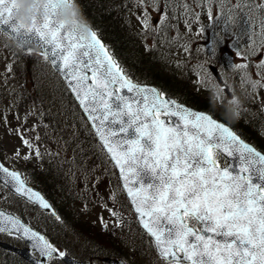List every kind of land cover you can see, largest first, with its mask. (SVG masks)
Segmentation results:
<instances>
[{
    "label": "snow or ice",
    "instance_id": "snow-or-ice-1",
    "mask_svg": "<svg viewBox=\"0 0 264 264\" xmlns=\"http://www.w3.org/2000/svg\"><path fill=\"white\" fill-rule=\"evenodd\" d=\"M71 3L36 0L32 26L21 29L14 19V0H0V34L16 41L26 55L36 52L64 77L118 169L121 186L164 264H264V154L211 114L134 83L96 30L69 28L58 19L63 6ZM137 6L143 10L145 30L160 31L168 23L165 10L152 27L148 9L159 11L152 0H137ZM255 7L264 12V0ZM226 42L213 41L208 54L216 55ZM233 67L243 70V85L249 65ZM256 67L264 80V57ZM213 69L211 65L202 69L199 83L219 80ZM6 70L10 72L11 65ZM251 87L255 92L264 83L252 81ZM13 131L40 158L32 141L20 130ZM15 155L21 158L19 151ZM22 158L27 161L31 156ZM221 158L238 163L230 167ZM0 179L16 198L62 220L43 195L26 186L18 171L0 163ZM0 235L26 242L32 264H75L65 249L16 215L0 211Z\"/></svg>",
    "mask_w": 264,
    "mask_h": 264
},
{
    "label": "trees",
    "instance_id": "trees-1",
    "mask_svg": "<svg viewBox=\"0 0 264 264\" xmlns=\"http://www.w3.org/2000/svg\"><path fill=\"white\" fill-rule=\"evenodd\" d=\"M76 3L82 9L86 19L89 17L90 24L98 29L101 36L112 47L122 65L124 64L121 61V56H128L131 66L137 65L140 77L146 81L158 85L163 92L188 105L211 111L210 102L202 98L199 93L194 92L187 84L181 88L178 86L179 84L175 83V80L165 77L152 68L150 63H142V58L139 55L132 56L131 42L125 32L129 31L128 23L125 22L127 25L123 23V1L76 0ZM125 60L128 62L127 59ZM39 61L37 60L36 63ZM30 63L33 65L34 62L28 60L23 64L31 68ZM16 67L14 65V68ZM151 68L150 74L147 73L146 71ZM59 85L58 91L50 90V92H54L52 97L57 99L60 111L57 115L58 120L55 128H53L54 144H50L51 147H55L54 154L49 153L48 160L50 162L43 165L41 170L34 168L30 177L36 186L58 207L59 213L62 215L60 216L62 222L66 220L70 223L69 230L84 236L85 243L93 244L96 246L95 248L99 247L100 255L126 260L130 256L127 252H130L131 255L134 253V257L138 255L136 253L155 254L151 240L137 225L123 193L121 191L119 194L117 193L119 188L113 166L97 144L89 125L61 81ZM248 104L250 110L243 112L237 121H232L233 126L243 138L264 151V115L255 110L251 103ZM219 116L226 120L224 114H219ZM46 121L50 122V117H46ZM58 141H62L59 146L57 145ZM83 199H86V202L101 203L102 206L114 211L122 204H126L131 218L130 226L136 239L129 236V231L124 227L103 231L92 225L83 216V214L85 215L84 211L83 214L77 211L82 210L80 200ZM116 202L120 206H117ZM92 254L97 253L93 252ZM135 262H138L135 264H140L137 260Z\"/></svg>",
    "mask_w": 264,
    "mask_h": 264
},
{
    "label": "rangeland",
    "instance_id": "rangeland-1",
    "mask_svg": "<svg viewBox=\"0 0 264 264\" xmlns=\"http://www.w3.org/2000/svg\"><path fill=\"white\" fill-rule=\"evenodd\" d=\"M202 3L203 5L199 7L197 3L189 0V6L185 8L184 19H179H183V22H179L182 29L189 28L192 31V34L188 33V38L196 47L192 50L199 49V51L197 53H192L190 59L188 60L189 47L184 46L183 49L176 47L174 48V55L176 58H180V55H186V60H188L189 63H185V68L192 69L193 74L195 75L194 79L195 83L197 84V89L200 90L201 93H204L206 97L211 99V93L208 86L209 84H213L212 79L210 80L211 82L209 81L206 85H202L201 83H199L200 76L203 74L202 69L207 68L209 62L215 60L219 61L221 58H224L227 66L225 68V72L227 74H233L236 70V68L233 67L234 64L245 62L247 63V60L245 61L239 55L240 53H242L241 51H248L252 48H250L249 46V40L243 35H240V37L235 35H231L230 37L223 36L220 37V39L226 38L227 42L220 48L221 50L216 55H209L208 48L214 41L213 35L215 33H213L212 29H210V22L207 20H215L216 17H219V13H222V11L215 8L210 18H207V20H202L201 18L203 17H209V8L207 6V2L205 1ZM149 11L152 15L153 20H155V18H157L159 15V11H155L151 8ZM198 21H201L206 31L202 29L200 24H195ZM197 45H199V48H197ZM184 50H186V52H184ZM250 56L253 57L252 63L255 65L262 57H264V48H257L255 50V53L250 54ZM38 59L40 58L34 54L26 55L25 53L16 51L15 48L9 44L8 40L5 39L2 34H0V146L3 148L2 158L4 164L14 170L23 171L27 167V165H30L31 167L40 165L39 158L35 157L34 151L23 146L21 140L13 131L14 129H18L23 132L24 135L32 141L35 148L46 149L45 156H47V158L49 156L48 152H52L55 148L47 144H42L46 141L53 142L55 140L54 136H52L54 132L53 128H55V124L58 120L57 115H59L60 112L59 105L56 102L57 99H53L52 97L54 92H50L51 87L55 86V81L53 80L51 75H49V71L47 69L48 67L44 62L39 61L38 63H36ZM28 60H32L34 62L33 65L30 63V66H32L31 68L25 69L18 66V62L25 63ZM12 62L16 63L12 65ZM8 65H11L10 72L6 70ZM14 65L17 66L15 69L13 68ZM22 78L25 80H34L32 84H35V89L31 93L29 100L28 97L30 94V90L27 89L26 85H22ZM232 83L233 85L238 84V87H241L242 85L241 79L235 81L232 80ZM262 83H264V80L262 81ZM57 84L60 87L59 81H57ZM258 89L259 90L257 92V97L260 100L262 108L264 110V87H258ZM223 93L222 91H220V95L217 96L215 101H213L216 107H219V105L221 104V101L219 100L220 96L223 97V95L226 96L227 94L226 91ZM25 97L27 98L25 99ZM42 115H47L48 117H50L51 129L49 130L50 135H48L50 137L47 138H45L46 135L42 136V134L37 132L36 129V127L40 125V118L38 119V116ZM33 127L35 128V131L32 130ZM44 134L47 133L44 132ZM37 136L39 137V139H36ZM61 142L62 141H58L57 145L59 146ZM16 151L20 152L21 158H17V156L15 155ZM23 155H29L31 156V159L25 161L22 158ZM47 158L45 157L44 159L45 164L48 163ZM26 180L30 183L27 178ZM117 191H119V189H117ZM0 196L4 197L3 199H0V207L5 208L6 210H14L16 212L18 211L23 218L25 217L24 220L34 222L37 227L40 228L39 230L45 234H47L48 229V233L51 235L53 242L59 243L60 245H68L72 248L73 251L78 254L79 257H85L86 255L94 256L93 254H91L92 251H89L88 253L83 252L82 249L88 248L89 244L85 243L86 238L84 236H80L77 233L69 231L67 229L70 228V223L64 224L67 228H62L60 226L48 225L49 222L47 221L46 226V220L43 219L40 214H38L33 209L28 210L22 200H17L14 197L8 195V193L4 191L1 185ZM120 208L119 219L128 227L129 236L131 235V237L136 239V237L134 236V232L132 231L129 224V221L131 220L129 214L123 211L122 207ZM77 211L83 214L82 210ZM83 216H86L85 218H88L89 221H91L93 224L98 225L99 227H102L100 218H103L105 224H108L110 221L112 222L108 210L102 207L90 206L87 213L85 212V215L83 214ZM85 218H83V220L86 221ZM79 247L82 251L78 249ZM90 247L91 249H94L91 244ZM127 253L130 254V252ZM137 254L138 255L136 257L131 256V258L139 261L140 264H164L162 259H159L154 254ZM135 260L133 262H135ZM97 264L102 263L97 262Z\"/></svg>",
    "mask_w": 264,
    "mask_h": 264
},
{
    "label": "clouds",
    "instance_id": "clouds-1",
    "mask_svg": "<svg viewBox=\"0 0 264 264\" xmlns=\"http://www.w3.org/2000/svg\"><path fill=\"white\" fill-rule=\"evenodd\" d=\"M43 5H40L42 9ZM13 8L15 9L14 19L17 22V26L21 29H27L32 26L33 17L37 13L36 0H14ZM59 20L65 23L69 28L79 27L81 31L85 29H91L90 22L86 19L82 9L76 3V0H72V3L65 4L63 10L59 14ZM85 34H87L85 32ZM247 84L252 85L251 80L246 81ZM209 91L211 93V99L215 101L217 96L220 95L219 86L209 84ZM234 102H228L225 105L224 116L229 121H237L240 117L241 110L244 102L239 96L232 98Z\"/></svg>",
    "mask_w": 264,
    "mask_h": 264
},
{
    "label": "water",
    "instance_id": "water-1",
    "mask_svg": "<svg viewBox=\"0 0 264 264\" xmlns=\"http://www.w3.org/2000/svg\"><path fill=\"white\" fill-rule=\"evenodd\" d=\"M14 41V40H13ZM14 43L17 45V42L16 41H14ZM54 69L57 71V72H59L58 71V69L57 68H55L54 67ZM214 70V72H216V73H218V71L216 70V69H213ZM60 73V72H59ZM61 75V74H60ZM62 76V75H61ZM62 78L64 79V77L62 76ZM220 80V79H219ZM64 81H65V79H64ZM65 83H66V81H65ZM67 85V84H66ZM140 86H143V87H151V88H155V87H152V86H148V85H140ZM74 96V95H73ZM75 98V97H74ZM166 98H169V97H166ZM171 99V98H170ZM75 100H76V98H75ZM173 100V99H172ZM77 101V100H76ZM77 103L79 104V102L77 101ZM81 108V107H80ZM191 109V108H190ZM82 110V109H81ZM191 110H194V109H191ZM194 111H197V110H194ZM96 138H97V140L99 141V139H98V137L96 136ZM245 142V141H244ZM99 143H100V141H99ZM101 144V143H100ZM250 145V144H249ZM251 146V145H250ZM105 150V149H104ZM106 151V150H105ZM229 165L228 166H230V167H235L236 165H237V163H238V161L237 160H235V159H231V158H229ZM113 163V162H112ZM116 168V167H115ZM117 169V168H116ZM11 171V170H10ZM117 172H118V169H117ZM118 177H119V172H118ZM22 178V177H21ZM119 180H120V178H119ZM0 181L2 182V179H0ZM149 181H148V179H147V177L145 178V183H148ZM3 183V182H2ZM120 184H121V180H120ZM27 186V185H26ZM28 187V186H27ZM123 189V188H122ZM35 191V190H34ZM123 192H124V194H125V196L127 197V199H128V201H129V203H130V205H131V207H132V209H133V211H134V207L132 206V204H131V201H130V198L127 196V194H126V192L124 191V189H123ZM134 214H135V217H136V219H137V221H138V223H139V225L143 228V226H142V224L140 223V218L138 217V215L135 213V211H134ZM143 230H145L144 228H143ZM146 231V230H145ZM151 238V237H150ZM152 239V238H151ZM152 241H153V239H152ZM153 243H154V241H153ZM155 245V244H154ZM157 251V250H156ZM158 253V252H157ZM26 257V256H25ZM26 258H28V257H26ZM105 261L108 263V264H125L123 261H117V260H112V259H105ZM75 264H90V263H81V262H76L75 261Z\"/></svg>",
    "mask_w": 264,
    "mask_h": 264
},
{
    "label": "bare ground",
    "instance_id": "bare-ground-1",
    "mask_svg": "<svg viewBox=\"0 0 264 264\" xmlns=\"http://www.w3.org/2000/svg\"><path fill=\"white\" fill-rule=\"evenodd\" d=\"M125 32H126L127 36L129 37V41L132 43L135 40V36L132 35L131 33L127 32V31H125ZM0 264H21V263L16 258L7 257L5 260L0 261Z\"/></svg>",
    "mask_w": 264,
    "mask_h": 264
}]
</instances>
